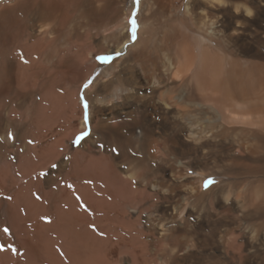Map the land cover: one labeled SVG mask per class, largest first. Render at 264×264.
I'll return each mask as SVG.
<instances>
[{"label": "rangeland", "instance_id": "374dc122", "mask_svg": "<svg viewBox=\"0 0 264 264\" xmlns=\"http://www.w3.org/2000/svg\"><path fill=\"white\" fill-rule=\"evenodd\" d=\"M40 1L0 0V4H7L6 7L0 6V171L8 165L6 169L10 173L6 175V178L3 176V180L0 181V264H74V256L84 250L87 255L93 254L92 260L95 259L100 264H166L165 262L168 264H222L224 261L220 258L221 252L218 250L220 246L217 244L220 240L227 246V249L229 245L233 248L235 244L247 246L254 239H258L264 244V228L260 229L258 226L261 222L243 218L248 211L247 207L240 209L235 203L234 209L232 207V203L238 199V196L240 199L237 201L244 202L245 189L241 183L249 184L253 181L254 177L250 179L246 177V174L253 171L252 167L256 166L255 164L252 167L247 164L246 171L237 175L233 166L226 162L225 155L219 149H211L203 151L207 153L206 155L204 153L205 156L203 155L205 168L186 166L178 174L175 172V175L176 168L171 165L173 158H169L168 161H162L163 158L149 160L144 148L134 140H129V145L116 142L103 129L107 124H110V127L118 128L122 120L130 122L129 117L104 123L102 129L99 125L95 129L93 128L101 118H106L110 113L119 115V112L127 109L123 100L125 92L123 89L126 88L122 89L118 86L119 78L102 79V74L107 72L111 64L122 56L121 53L119 56L116 53H102L101 50L106 46L100 50L97 42L82 46L75 43L65 44L64 41H61L56 45L57 55H54L58 59L65 55L73 56L78 62L82 61V64H79L77 68L64 70V76H58L55 80L50 78L48 80L46 77L50 76L45 75L46 80L44 81L39 79L30 80L28 85L24 83L20 72L31 66L30 62L34 56L30 55L32 59L30 56L28 57L22 51L21 46H23L22 42L26 41V27L33 24L34 21V17L31 15L33 12L30 13V10L33 6L40 9ZM142 1L140 0L137 6L133 4V0H126L122 8L121 15L124 14V17H127L126 23L123 21L125 23L123 25L126 26L125 31L127 30L128 45L130 46L135 41L131 38L129 32L131 26L128 20L135 7L137 9L136 36L138 37V31L141 28L138 16ZM175 1L176 3L173 2V5L178 12L175 16L177 20L174 16L172 17L174 19L172 25L177 32L181 29L179 34L188 33L185 29L186 26L182 22H178L183 20L184 6L188 0ZM256 1L263 3L261 0ZM107 6L106 2L105 6L102 5L103 9L100 13L93 15L97 19L93 21L92 33H96L98 36L96 39H99L103 44L105 43L104 37L111 44L112 35L122 42L126 38L122 36V34L126 35L125 31H119L117 34L109 32L112 22L111 10ZM156 9L157 7H155ZM158 14L154 15L155 19L151 26L155 33L157 49L161 45L160 39H167L169 36L166 18L163 15L158 16ZM26 17L27 19H25ZM198 17L195 16L193 20L197 21ZM184 23L186 24L185 21ZM257 25V27H261V25L264 27V23L260 21ZM243 40L248 43L246 39ZM202 42L210 52L216 55L217 60H220V70L225 72L233 58L224 53V46L216 47L214 42L208 40ZM252 45L256 46V44ZM196 52L200 51L196 50ZM12 53L13 55H11ZM100 56H109L112 59L108 63H102L97 59ZM246 59L240 58L239 63L244 67H239V70L248 66ZM126 60L128 61L127 69L130 68V65L134 66V60L130 55ZM261 62L264 63V61ZM43 64L53 70L50 63H42L44 68ZM25 72L28 76V69ZM124 73H121L120 76L122 77ZM79 75L82 78H79ZM126 77L130 78L131 76L126 72ZM89 80L92 83L87 89H84V83ZM128 86L132 87L133 84ZM43 87L46 89L43 90ZM81 97L88 104L87 124L84 123L85 109L82 106ZM84 132L88 134L79 143H74L77 136ZM122 132L127 133L126 130H122ZM9 134H11V138H9ZM81 145H85V147L81 148ZM48 150H50V158L47 162L41 164L31 173H23L27 160L33 161L35 153L42 154ZM94 159H96V163L93 162ZM190 160H193V157ZM109 163L118 173L122 172L120 173L122 176L126 174V177L132 176L133 186L136 189H144L148 197L141 203L137 200V205L134 201L132 208H129L130 206L122 207L123 210H116L111 202L107 205V201H105L106 207L102 210L98 206H89L81 200L77 196L76 190L83 191L84 189L89 199L90 193H94L98 198L102 196V193L93 187L99 185L95 176L103 178ZM208 168L210 170L203 175L209 174L210 176L202 179L203 175H198V171ZM156 174L163 176L166 184L173 187L167 191L168 194L164 191L157 194V189H152V183L156 181L152 176ZM143 176L150 177L154 181L144 187L146 178L144 180ZM170 178L174 179L176 183L171 182ZM208 178L213 179L215 183L205 189L203 184ZM257 180L258 178L254 179V182ZM190 181L194 184L192 185L194 195L198 188L201 194H205L209 190V195L200 202L189 198L187 193L189 188L187 190V187ZM220 187L225 188V196L230 201H225L224 197L220 195ZM262 193L264 194L263 186L260 189V194ZM217 196H219L218 199ZM219 198L222 199L220 202L224 206L219 203ZM31 201L39 204V210H36L32 205L30 208L28 207L27 204ZM29 210H34V212L29 213ZM81 212L86 214L87 222L85 224H89V229L84 223L78 225L69 222L70 225L65 226L68 225L64 224L65 219L74 218V216L80 219V215H83ZM106 213L118 220L109 223L103 221L98 225H91L93 221L89 220L93 219V216L102 221ZM183 227L188 235L184 230L179 231ZM4 229H8V231L5 232ZM66 230L73 233H80L82 230L84 235L91 230L96 233L98 238H93L90 235L89 239L86 237L87 241L84 242V244L88 243L87 246L79 245L76 237L69 240ZM226 232H229V235L225 236ZM238 234H241L239 238H237ZM123 236L124 241H122ZM164 236L167 237L164 238ZM107 237L109 243L104 244L102 238ZM127 238L129 239L127 240ZM23 243L28 244L27 249L22 246ZM181 243L185 247L180 246ZM94 250H98L100 253L95 254ZM130 252L135 254L134 258ZM244 252L247 253L245 250ZM255 256L250 258L252 262L254 261L252 264H260L258 254Z\"/></svg>", "mask_w": 264, "mask_h": 264}, {"label": "bare ground", "instance_id": "6f19581e", "mask_svg": "<svg viewBox=\"0 0 264 264\" xmlns=\"http://www.w3.org/2000/svg\"><path fill=\"white\" fill-rule=\"evenodd\" d=\"M125 1L41 0L40 9L33 6L30 13L33 12L31 15L34 17V21L33 24L26 27V41H21L23 44L21 47L28 57L33 55L34 59L30 56L32 59L31 62L29 61L31 66L23 69L25 71L28 69V76L25 71L20 72L22 80L27 85L30 80L41 79L44 81L48 78L55 80L58 76H64V70H71V68H77L79 64H82V61L78 62L73 56L65 55L59 59L55 56L57 55L56 45L61 41H64L65 44L75 43L82 46L97 42L100 50L106 46L101 50L102 53H121L122 56L111 64L107 72L102 74V79L119 78L118 86L122 89L126 88L123 89L125 91L123 100L127 109L121 111V113L119 112V115L110 113L108 115L110 118L108 116L107 119L101 118L94 124L93 128L95 129L99 125L102 129L104 123L129 117L131 121L125 122L122 120L118 128L110 127V124H107L104 125L103 129L116 142L129 145V140H134L144 148L147 153L146 157L149 160L163 158L162 161H168L169 158H173L171 165H174V168H176L174 173L177 174L186 166L193 168L202 166L205 168L206 165H204L203 160H205L204 156L207 153L203 151L211 149H219L225 155V159L227 158L228 165L233 166V170L237 175L246 171L245 166L247 164H250L251 167L255 164L256 166L252 167L253 171L246 174V177L250 179L254 177L253 181L249 184L246 182L241 183V186H244L245 189L244 202L237 201L240 199L238 196V199L232 203V207L234 209V203L240 209L247 207L248 211L243 218L250 221H260L261 223L258 226L260 229L264 228V194H260V189L262 186L264 187V63L261 62L264 61V27L262 25L257 27L259 21L264 23V0H261L262 4L256 0H188L184 6V16L182 17L186 24L182 19L178 21L186 26L185 29L188 33L184 32V34H179L178 32L181 29L177 32L172 25V21H174L172 17H175L178 12L173 5V2L176 3L175 0H143L138 16L141 28L132 46L128 45L129 36L127 30L125 31L126 26H124L127 17H124V14L121 15ZM106 2L108 3L107 8L111 10L112 25L109 32L117 34L119 31H125L126 35L122 34V36L126 38L122 42L112 35V43L110 44L104 37L105 43L103 44L99 39H96L98 38L96 33H92L93 21L97 19L93 15H98L103 9L102 5L105 6ZM2 5L0 4L1 7ZM3 6L6 7L7 4ZM155 7H157L156 10ZM157 14L158 16L163 15L166 18V27L169 26V36L167 39H160L159 49L155 45V33L151 27L155 19L154 15ZM193 16H199L197 21L193 20ZM243 39H246L248 43ZM206 40L214 42L216 47H219V45L220 47L221 45L224 46V53L233 58L232 63H229L231 65L225 72L220 70V60L218 61L216 55L210 52L202 42ZM252 44H256V46ZM196 50L200 52L197 53ZM128 55L134 60V66L130 65L129 69H127L128 61L126 60ZM240 58H247L248 66L243 68L244 66L239 63ZM44 62L50 63L53 70H50L44 64L43 68L42 63ZM241 66L243 67L239 70L238 68ZM253 68L257 71H254ZM123 72L125 73L121 77L120 75ZM126 72L131 76L130 78L126 77ZM45 75L50 77L45 79ZM74 78L77 79L75 76ZM31 84L33 85V83ZM131 84H133L132 87L128 86ZM45 89L43 87V90ZM4 108L6 109V107ZM121 129L126 130L128 134L123 133ZM137 130L138 132H136ZM81 146V148L85 147V145ZM49 152L50 150L42 154L35 153L33 161L27 160L23 173H31L41 164L47 162L50 158ZM192 157L193 160H190ZM93 162L96 163V159ZM210 162L212 164L213 161ZM6 166L5 169L1 168L0 181L4 177L6 178L9 173L6 169L8 165ZM205 170L198 171V175L202 176L210 169ZM120 173L109 163L103 178L95 176L100 186L93 187H96L97 189H95L100 191L102 196L98 198L94 193H90L89 199L84 189L83 191L76 190L77 196L89 206H98L102 210L106 207L105 201H107V205L111 202L116 210H123L122 207L128 206L132 208L134 201L135 205L138 204V202L136 204L137 200L140 203L144 201L148 197L146 191L136 189L133 186L132 176L126 177L127 174L122 176ZM147 174L149 175V171ZM207 176L210 175L205 174L201 178ZM143 177L144 180L146 178L144 187L156 180L151 187L153 190L157 189V194L162 191L167 193L173 188L167 185L168 183L166 184L163 176L156 174L152 176L153 181L150 177ZM256 177L258 180L254 182V179H257ZM170 180L176 183L174 179L170 178ZM188 184L187 190L188 188L189 190L187 193L189 198L194 199L196 202L202 201L204 197L209 195V190L205 194H201L199 188L194 195L192 190L194 184L191 181ZM99 187L103 188L100 189ZM220 189V195L224 197L223 199L230 201L225 196V188L220 187ZM221 200L219 198V203L222 206ZM35 203L31 201L27 205L29 208L30 205L35 206L36 210H39V204ZM30 212L33 213L34 210H29ZM82 214L80 219H77V216L65 219L64 224H68L65 226H69V222L78 225L85 224L87 222L86 214ZM83 218L86 219L85 222H83ZM114 220L118 219L106 213L102 221L96 216H93V219L89 221H93L91 225H98L103 221L109 223ZM85 225L89 229V224ZM183 230L184 227L179 229L180 232ZM65 232L69 240L76 237L75 239L79 241H77L78 244L84 246L88 245L84 242L87 241V238L89 239L90 235L93 238H98L96 233L91 230L87 231L85 235L82 230L80 233H73L68 230ZM184 232L188 235L186 230ZM228 233L226 232L225 236L229 235ZM240 236L241 234H238L237 238ZM108 237L102 238L104 244L109 243ZM166 237L164 236V238ZM122 241H124V236ZM217 244L220 246L218 249L221 252L220 258L224 261L222 264H252L254 261L252 262L250 258L256 254H258L260 260L259 263L264 264V244L258 239L249 242L247 246L235 244L232 248L229 245L228 249L222 240ZM22 246L27 249L28 244L23 243ZM180 246L185 247L183 243ZM94 247H96L95 244ZM28 249L30 250V248ZM94 252L95 254L100 253L98 250H94ZM130 253L134 258L135 254ZM74 257V264H100L95 259L92 260L93 254L87 255L85 250ZM165 263L168 264V262Z\"/></svg>", "mask_w": 264, "mask_h": 264}, {"label": "snow or ice", "instance_id": "6c2138e0", "mask_svg": "<svg viewBox=\"0 0 264 264\" xmlns=\"http://www.w3.org/2000/svg\"><path fill=\"white\" fill-rule=\"evenodd\" d=\"M140 0H133V4L134 5H139ZM136 15H137V9L134 7L131 16L128 20L129 25L131 26L129 29L131 38L133 41L136 40L137 36H136V30H137V20H136ZM117 56L120 55V53L116 54ZM97 59L102 62V63H108L112 58L109 56H100L97 57ZM92 83L91 80L87 81L86 83H84L83 88L87 89L89 87V85ZM81 102H82V106L85 109V120L84 123L87 124L88 122V118H87V108H88V104L86 102V100H84L83 97H81ZM88 133L84 132L82 133L80 136H77L76 140L74 141V143H79L81 139H83L84 136H86ZM9 138H11V134H9ZM53 167H55V165H53ZM213 183H215V181L211 178H208L207 180L204 181L203 187L205 189L209 188ZM5 232L8 231V229H4Z\"/></svg>", "mask_w": 264, "mask_h": 264}]
</instances>
